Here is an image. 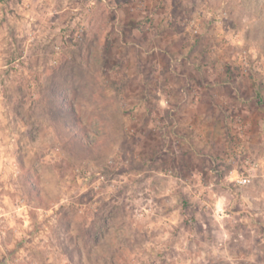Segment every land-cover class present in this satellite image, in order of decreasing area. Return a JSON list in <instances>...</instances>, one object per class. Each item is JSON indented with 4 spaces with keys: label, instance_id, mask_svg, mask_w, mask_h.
Segmentation results:
<instances>
[{
    "label": "rangeland",
    "instance_id": "rangeland-1",
    "mask_svg": "<svg viewBox=\"0 0 264 264\" xmlns=\"http://www.w3.org/2000/svg\"><path fill=\"white\" fill-rule=\"evenodd\" d=\"M0 264H264V0H0Z\"/></svg>",
    "mask_w": 264,
    "mask_h": 264
},
{
    "label": "trees",
    "instance_id": "trees-1",
    "mask_svg": "<svg viewBox=\"0 0 264 264\" xmlns=\"http://www.w3.org/2000/svg\"><path fill=\"white\" fill-rule=\"evenodd\" d=\"M75 117L77 118V122L81 125L82 122H81L80 117L77 114L76 110H75ZM78 134H81V135H78ZM75 143H77L82 148L93 146L92 143L87 140L86 133H85L84 129H81L78 131V133H75Z\"/></svg>",
    "mask_w": 264,
    "mask_h": 264
},
{
    "label": "built area",
    "instance_id": "built-area-1",
    "mask_svg": "<svg viewBox=\"0 0 264 264\" xmlns=\"http://www.w3.org/2000/svg\"><path fill=\"white\" fill-rule=\"evenodd\" d=\"M236 182L240 185H245L249 182V180L247 178H240V179H236Z\"/></svg>",
    "mask_w": 264,
    "mask_h": 264
}]
</instances>
